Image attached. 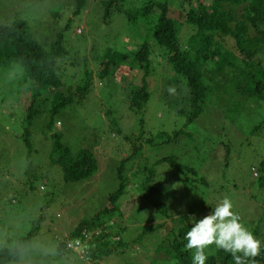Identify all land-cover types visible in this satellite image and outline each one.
Returning <instances> with one entry per match:
<instances>
[{"label": "rangeland", "instance_id": "374dc122", "mask_svg": "<svg viewBox=\"0 0 264 264\" xmlns=\"http://www.w3.org/2000/svg\"><path fill=\"white\" fill-rule=\"evenodd\" d=\"M103 1L89 0L84 10L74 15L73 0H0V21L28 20L37 31L36 37L48 47L54 32L62 30L70 20L65 33L69 56L63 60L66 65L62 69L60 66V72L65 85L73 86L84 79L86 68L95 72L102 69L103 65L96 60L98 56H105L113 49L130 52L137 48L136 39L137 45L150 39L145 26L133 27L135 31L129 27L128 31L123 15H116L110 23L104 19ZM57 12L59 16L55 19L52 15ZM128 33L131 34L126 39ZM130 41H133L131 46ZM8 71L4 73L0 69V250L19 247L20 260L11 264H87L79 257L78 250L59 249L64 232L77 222L90 219L107 205L109 195L118 186L117 165L131 153L126 135L142 131L151 135L161 130L170 133L185 124L187 117L180 110L188 108L185 97L189 89L178 83L173 86L175 94L170 95L159 68L147 79L151 91L147 105L136 113L122 100L132 89L133 81L140 83L139 72L112 67V78L103 81L96 77L94 93L83 104L71 106L56 116L52 131L45 127L50 120L48 103L39 100L43 103L39 107L42 114L32 125L30 153L24 138L26 107L31 103V96L25 92L27 84L22 73L15 75V70ZM113 82L118 86L112 85ZM47 96L51 97V93ZM220 100L219 105L210 104L189 129L195 132V140L190 143V138L184 137L170 144H147L144 157L152 163L174 155L182 164L196 166L198 175L206 177L211 184L207 203L199 216L207 215L212 207L228 197L233 210L252 233L256 225L249 221L262 219L256 220L260 225L259 233L253 234L264 241V187L254 175L255 171L263 175L260 162L264 158V125L258 130L255 127L264 120V101L242 95ZM108 110L112 113H107ZM113 120L119 129L112 125ZM55 131L64 133V140L75 155L83 147L94 151L100 167L94 177L65 184L62 171L50 161V135ZM227 145L231 161L224 168ZM192 195L190 187L178 184L170 203L174 217L191 210L185 198ZM144 197L146 199L137 196L134 200H125L122 222L128 227L124 235L127 239L142 234L146 226L165 220L160 216L148 217L149 209L152 210L150 202L155 196L146 192ZM33 229H38V233L23 240ZM156 237L157 232L146 233L141 237L143 242L138 241L124 256L111 255L99 264H124L125 261L151 264L152 258L163 259L165 255L155 254Z\"/></svg>", "mask_w": 264, "mask_h": 264}, {"label": "trees", "instance_id": "16d2710c", "mask_svg": "<svg viewBox=\"0 0 264 264\" xmlns=\"http://www.w3.org/2000/svg\"><path fill=\"white\" fill-rule=\"evenodd\" d=\"M88 2L73 0L74 15H79ZM103 7V18L109 23L116 15H123L128 31L129 27L137 29L145 26L150 39L140 45L136 44V39L134 46L137 48H132L130 52L113 49L105 56H98L96 60L103 65L102 69L95 72L86 68L84 79L73 86L65 85L60 72V66L62 69L66 65L63 60L69 56L65 33L70 20L62 30L54 32L52 43L45 41L48 47L36 37L37 31L32 29L28 20L0 21V69L4 73L9 69L15 70V75L22 73L27 84L25 92L31 96V103L26 107L24 138L29 152L33 149L32 125L42 114L39 107L43 103L39 100L48 103L50 120L45 127L52 131L57 122L56 116L71 106L83 104L94 93L96 77L103 81L112 78V67L139 72L140 83L133 81L132 89L122 100L136 113L147 105L151 97L147 79L159 68L167 86L178 83L187 86L189 93L185 102L188 108L180 110L187 119L181 128L170 133L161 130L146 135L142 131L125 136L131 143V153L117 165V188L109 195L108 203L102 210L64 232L59 249L71 250L69 242L87 241L88 247L84 253L78 254L79 257L87 264H99L111 255L124 256L138 241L143 242L141 237L144 234L157 232L155 254L165 255V258H152L151 264H192V252L185 250V235L194 219L202 218L199 215L207 203L211 184L206 177L198 175L196 166L182 164L174 155H166L152 163L147 161L144 147L147 144H170L184 137L190 138L191 143L196 138L195 132L189 131L191 126L210 104H221L223 97L232 99L242 95L264 101V0H104ZM52 16L57 19L59 13ZM130 34L125 38L129 39ZM130 42L129 45H133V41ZM69 61L72 63L71 59ZM85 66L88 67L87 59ZM112 85L118 86L115 82ZM50 93L51 97H48ZM112 122L119 129L116 120ZM140 122L144 128L143 119ZM262 125L264 120L255 130ZM50 138V161L62 171L65 184L88 181L98 173L99 161L93 150L83 147L75 155L61 131L51 132ZM226 147L224 168L231 161V150L228 145ZM260 168L263 175L257 171L254 175L260 178L259 183L264 187V158ZM41 177L47 178L46 175ZM179 183L190 187L193 195L185 198L191 210L182 212L176 218L170 203ZM44 185H47L46 181ZM146 192L155 196L151 199L152 210L149 209L148 217L160 216L165 220L155 226H146L142 234L127 239L124 235L128 227L122 222L125 200H134L137 196L144 199ZM256 220L262 219L249 221L256 225L254 234H258L260 228ZM38 229H33L22 239H30L38 233ZM261 242L260 254L254 260L249 259L248 264H264V241ZM205 253V264H235L231 254L217 249L215 245L206 248ZM18 260L19 247L0 250V264ZM124 264L132 263L125 261Z\"/></svg>", "mask_w": 264, "mask_h": 264}, {"label": "clouds", "instance_id": "9594fccd", "mask_svg": "<svg viewBox=\"0 0 264 264\" xmlns=\"http://www.w3.org/2000/svg\"><path fill=\"white\" fill-rule=\"evenodd\" d=\"M168 91L174 95L176 89L170 86ZM233 208L231 199L224 197L207 215L194 219L185 235V250L192 252V264H205V249L213 245L231 254L235 264H248L249 259L254 260L260 254L262 242Z\"/></svg>", "mask_w": 264, "mask_h": 264}, {"label": "built area", "instance_id": "2783aa9c", "mask_svg": "<svg viewBox=\"0 0 264 264\" xmlns=\"http://www.w3.org/2000/svg\"><path fill=\"white\" fill-rule=\"evenodd\" d=\"M87 241H75V242H69L68 246L78 250L80 254L84 253L86 251V247H88V245H86ZM84 246V247H83Z\"/></svg>", "mask_w": 264, "mask_h": 264}]
</instances>
